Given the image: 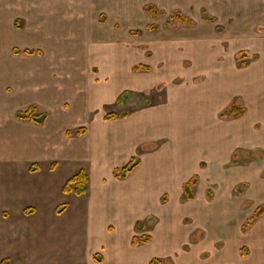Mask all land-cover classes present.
Here are the masks:
<instances>
[{
  "label": "crops",
  "instance_id": "obj_1",
  "mask_svg": "<svg viewBox=\"0 0 264 264\" xmlns=\"http://www.w3.org/2000/svg\"><path fill=\"white\" fill-rule=\"evenodd\" d=\"M110 4H113L110 0H0V53L6 54L0 57L1 66L6 67L4 71L0 69V242L4 240L19 243L18 245H38L44 241L40 236L37 238L34 231L36 229L33 228L35 220L38 219L36 214L39 210L36 207L51 202V208L48 209L52 211L55 220H62L70 212H76V219L67 227L71 230H68L67 234L57 236L56 241L62 237L76 239L78 247L81 240V245L84 244L85 264H151L154 259L164 261L178 252L180 256L174 260V264H250L252 257L259 255L260 250L264 248V214L257 218L247 231L243 230V225L259 208H264V195H259V200L255 198L257 203L253 207L249 197L242 196L246 194V189L240 190L241 199L237 196L240 201L235 198V204L240 205L244 212H248L251 207L253 209L249 214L245 212V217L239 221L238 230L244 242L240 243L242 245L238 246L234 257L230 259L228 256L232 250L223 235L225 221L221 216L223 220L213 214V210L221 207L219 205L223 202L227 206L234 200L230 188L222 191L224 198L219 201H216L217 195L211 190L204 193L194 190L193 199L182 201L184 184L194 176L198 177V184L206 177L205 168L195 162L199 160L197 157L206 153L203 152L205 146L201 144L202 137L196 138V145L201 149L186 152L183 173L174 168L173 161L170 160L172 156L170 159L166 156L169 138L164 146L155 145L148 151L144 150L149 147L148 144L139 142L144 135H141L139 140L135 136L122 138L126 136L125 133L128 135L135 131L133 127L137 128L138 123L135 119L144 111L160 116L171 114L176 119L181 115L185 125H192L183 104L184 100L170 102L165 109L161 107L141 110L133 117L132 126L113 130L112 134H108V127L98 120L92 123L78 119H89L95 114L105 118L110 104H121L118 98L128 90L124 88L125 83L133 80V76L122 74L124 71L122 75L118 74L119 68H115L112 55L115 47L106 42L108 39L105 41L106 34H102L95 25L96 12L100 11L102 6ZM145 6L144 11L153 19L145 10ZM100 12L103 13L102 10ZM101 17L104 18V14ZM139 31L141 33V30ZM131 33H135V30ZM94 37L100 38L99 41L94 42ZM14 49L20 50L15 58L8 54L14 52ZM26 49L40 51L41 54L28 55L24 53ZM92 49L100 56L95 60L106 63V67L110 68L101 72V80L95 78L92 73V62L76 60V63L67 62L64 65L59 63V57L54 55L59 52H87ZM43 53L44 57L41 56ZM34 56L41 60H29ZM140 64L149 65L151 69L136 71L135 66ZM132 70L135 73H144L142 78L150 79L152 85H155L153 88L163 82L164 77L157 74V70L150 63L141 62L134 65ZM154 72V77H151ZM94 86H97L96 92ZM32 105H36L40 112L48 113L44 125L17 118L16 113L19 110H26ZM130 114L114 120L126 119ZM89 123H92L90 128L87 126ZM83 126L87 127L85 134H68V131ZM160 126H156L154 132L149 134L144 128L139 129L150 137L159 131ZM164 128L167 133L171 132L166 126ZM212 132V137L216 138L215 133L221 135L222 130L219 128L215 133ZM87 134H91L89 138L92 140L85 148L79 147V139ZM181 139L186 141L184 135ZM210 143L212 146V142ZM123 152L125 154H122ZM115 153L119 155L118 159L114 157ZM142 154L146 157L137 156ZM134 157L139 159L135 169L126 178H117L115 169L124 167ZM259 162L261 160L253 163ZM33 165L39 166V169L32 171ZM144 168L149 169V174L146 177L138 176ZM252 168H248L249 171L244 168L236 169L230 173L224 172L221 164L217 171L219 177L213 178L222 180L223 174L227 175V178H233L231 174L236 175L241 171H244V174H252ZM81 170L90 173L87 192L83 195L65 193L63 188L67 181ZM173 180L178 183L184 181L182 191L176 196L179 207L175 210H171L172 205L168 206L170 199L169 203H166V191H169V184L172 185ZM110 181L125 183L119 188L124 193L127 217L122 216L117 222L107 221L100 224L99 231L107 240L104 246L99 248L100 251L91 252L88 251L86 243L90 223L84 212L90 198L104 186L107 187ZM230 183L228 182L231 186ZM54 193L60 194L65 203L58 204L53 198ZM174 193H170L171 199H175ZM63 204H66L67 208L62 213H57V208ZM159 205L169 208L159 209ZM157 210L162 211V220L155 216L154 212ZM4 213L7 214L6 217L3 216ZM180 217L182 221L178 222ZM185 217L189 222L184 221ZM139 221H147L150 225L147 224L144 231L137 232L136 225ZM109 225L118 227L116 235L109 236ZM12 230H18L16 234L20 237L15 238L12 233L9 234ZM28 230L33 231L30 233ZM3 231H6V235ZM74 232L78 237L72 236ZM138 234L150 235L152 240L133 246V238ZM115 236L116 238H112ZM186 244L190 245V249H183L182 246ZM243 248L250 249L248 257H240V254L243 255ZM25 259L26 256L19 258L17 263L21 264ZM258 261L254 264H264V258Z\"/></svg>",
  "mask_w": 264,
  "mask_h": 264
},
{
  "label": "rangeland",
  "instance_id": "obj_2",
  "mask_svg": "<svg viewBox=\"0 0 264 264\" xmlns=\"http://www.w3.org/2000/svg\"><path fill=\"white\" fill-rule=\"evenodd\" d=\"M110 1L113 4L102 6L99 9L103 13L96 12L95 25L99 27L102 34H106L105 41L108 39L106 42L115 47L112 55L115 68H119L118 74L127 73L133 76V80L131 79L124 85L125 89L130 90L127 101L120 105L110 104L106 114L122 113L125 110H132V113L128 118L121 120H106L104 116L96 114L89 119L88 117L78 119H83L85 122L89 120L92 123L98 120L108 127V134H112L113 130L132 126L133 117L141 110L161 107L165 109L170 102L175 103L184 100L183 104L186 106V112L192 125H185L181 115L176 119L171 114L160 116L144 111L135 119L138 121L137 128L133 127L135 131H131L128 135L125 133L126 136H122V138L127 137L128 139V137L135 136L139 140L140 136L144 135L139 142L148 144L147 146L150 148H144L147 151L155 145L164 146L167 138H169L166 156H169V159L172 156L170 160L173 161L174 168L182 172L185 168L186 152L197 150L199 147L196 145V138L202 137L203 142L201 144L205 146L203 152L206 153L197 157L199 160L197 159L198 161L195 162L197 165L200 163L201 167L205 168L206 177L199 181L194 190L202 193L211 190L213 194L217 195L216 201L224 198L223 190L230 188L232 191L234 198L232 203L225 206V202H223L219 205L221 207L213 210L216 218H223L224 220H221L225 221L223 226L226 225V227L223 230V235H225V242L230 245L232 250L228 256L231 259L234 257L238 246L240 247L244 242L238 230L239 221L245 217V212L246 214L251 212L252 207L257 203L255 198L259 200V195H264V159H258L261 162L254 164L253 162L258 160L252 157L248 158L246 154V151H255V155L264 154V0ZM147 4H153L157 7L160 13L158 19H151L144 11V6ZM176 11L192 18L195 24H181L175 21L174 25L167 27L165 24L171 20V16ZM103 14L104 18L101 17ZM205 15L215 18L216 22H205L203 20ZM149 24H156L159 28L155 31L150 30L147 28ZM134 30L135 33H131ZM99 39L94 37L93 40L95 42ZM94 49L87 52H59L54 55L56 58L59 57L58 62L60 61L59 63L64 65L67 62L76 63V60L86 63L92 62V73L95 78L101 80V72L108 71L110 68L106 67V63H102L98 59V61L95 60L100 56ZM241 53H245V55L238 59ZM8 54L13 58L16 56L12 51ZM5 55V53H0V57ZM44 55L45 53L41 56L44 57ZM255 55L258 56L257 59H253ZM29 60L38 62L41 59L34 56ZM243 61H248L249 65L240 67L239 64ZM141 62L152 64L157 70L156 73L164 77L163 82L153 88L155 85H152L150 79L142 78L144 73H135L132 70L133 66ZM1 65L0 62V69L6 70V67ZM123 71L124 73H122ZM154 75L155 72L150 76L154 77ZM135 77L138 79L135 80ZM94 87V92H96L97 86ZM233 104L245 108L244 115L233 118L222 116V113L231 108ZM173 112H175L174 109ZM92 123L87 126L90 128ZM159 125H161L158 127L159 131L150 137L141 133L139 129L144 128L149 134V132L153 133L155 127ZM165 126L171 129L170 133H167ZM219 128L222 130L221 135L215 133V130ZM212 131H214L216 138L212 137ZM90 135L87 134L79 139L78 146L85 148L92 140L89 138ZM183 135L186 137V141L181 139ZM194 137L195 139L192 140ZM210 142H212V146ZM255 147L257 148L253 149ZM210 151L213 153L209 154ZM234 151L236 152L234 153ZM233 153L234 157H232ZM118 156V154H114L116 159ZM137 156L146 157L144 154ZM221 164L223 171L230 173L241 168L249 171L248 168L253 167L251 169L252 174H244V171H241L236 175L231 174L234 179L227 178V175L223 174L222 180H214L213 176L219 177L217 171H219ZM148 171L149 169L144 168L142 172L138 173V176L146 177L149 174ZM86 172L88 175L90 174L88 171ZM230 181L232 182L230 183ZM111 182L113 181H110L107 187L104 186L90 198L84 212L90 223L86 233V243L88 251L91 252L100 251L99 248H102L107 240V237L104 236V238L99 231L100 224L107 223V221L117 222L122 216L123 218L127 217L124 193L119 188L120 186L123 187L125 183L115 181L111 184ZM183 183L184 181L178 183L173 180L172 185L169 184V191H166L168 194L166 203H169L170 199L168 206L172 205L171 210L179 207L176 196L178 192L182 191ZM245 189L247 190L246 194L239 193L240 190L244 191ZM170 193L175 194V199L169 197ZM239 194L249 197L252 201V203L249 202L252 207L248 212H244L240 205L235 204V198L237 199ZM53 198L58 201V204L64 202L60 194L54 193ZM206 203L208 204V202ZM168 206L159 205L158 207L165 209ZM36 208L39 210L36 214L38 219L35 220L33 228L36 229L34 231H36L37 238L40 236L44 241L38 245L30 243L18 245L19 243L3 240L0 242V264H3L4 259H7V264H18L19 258L24 256L26 259L21 261V264H85V257H83L85 250L84 244L81 245V240L78 247H76V239L69 240V238L62 237L56 241L57 236L67 234L68 230H71L67 227L76 219V212H70L66 217H63L64 220H55L52 211L48 209L51 208V202L40 204ZM154 214L159 220H162V211L157 210ZM4 215L6 217L7 214L4 213ZM181 221L182 218L180 217L178 222ZM184 221L189 222L187 217ZM17 231L12 230L9 234L12 233L15 238L20 237L19 234H16L19 232ZM32 231L28 230L30 233ZM117 232L118 227L116 225H109V236L116 235ZM3 233L6 235V231ZM145 233L148 234V231ZM72 236L78 237L75 232ZM137 236H141V234ZM202 236L205 238L204 234ZM112 238H116V236ZM13 247L15 248L12 249ZM182 247L185 250L190 249L189 244ZM60 249L62 250L60 251ZM260 251L259 255L252 257L250 264L258 263L259 259L264 258V248ZM246 252L248 257L250 249L246 248ZM179 256V252L170 255L169 260L174 264V260ZM246 256L240 254V257Z\"/></svg>",
  "mask_w": 264,
  "mask_h": 264
},
{
  "label": "trees",
  "instance_id": "obj_3",
  "mask_svg": "<svg viewBox=\"0 0 264 264\" xmlns=\"http://www.w3.org/2000/svg\"><path fill=\"white\" fill-rule=\"evenodd\" d=\"M145 10L151 15V17L153 19H158L160 17V13L157 9V7L153 4H149L145 6ZM203 20L205 22H210V23H214L216 22L215 18L209 17L207 15H205L203 17ZM178 22L181 24H188V25H193L194 24V20L181 14L180 12L176 11L173 13V15L171 16V20L168 21L165 25L167 27L174 25V22ZM159 28L158 25L156 24H151L148 26V29L150 30H157ZM138 32V31H137ZM14 53L15 54H19L20 50L19 49H14ZM25 54L28 55H33V54H41L40 51H34V50H29L26 49L24 50ZM245 53H241L238 56V59L241 56H244ZM258 56L255 55L253 57V59H257ZM249 65L248 61H243L239 64L240 67H245ZM151 69V67L149 65L146 64H140L138 66H135V70L136 71H149ZM130 92L124 91L118 98V102L119 103H123L126 102L128 99V94ZM246 112L245 108H241L239 106H237L236 104H233L231 108L226 109L223 113L222 116H225L227 118H233L236 116H242L244 115V113ZM130 114V111L127 110L123 113H109L105 116L106 120L109 119H118V118H123V117H127ZM16 116L18 119L20 120H26V121H32L35 122L38 125H44L47 118H48V113L47 112H40L38 107L36 105H32L29 108H27L26 110H19L16 113ZM87 132V127L83 126V127H79L76 131H68L69 135H76V136H80L83 135ZM263 151V150H262ZM261 153V152H260ZM246 154L249 157H252L254 159H263L264 154H258L255 155V151H246ZM139 164V159L138 158H132V160L126 164L124 167L122 168H117L115 169V176L119 177V178H126L134 169L135 167ZM39 169V166L37 165H33L31 167L32 171H37ZM89 182V177L88 174L84 171L81 170L79 173H77L76 175H74L72 178H70L67 183L65 184L63 191L65 193H74L76 195H83L87 192V185ZM198 184V177L194 176L191 180H189L188 182H186L184 184V195L182 197V201H186V200H191L195 197V193H194V187ZM67 208L66 204H63L61 206H59L57 208V213H62L63 211H65V209ZM29 211H31L29 209ZM264 214V208H259L256 213L247 220V222L243 225V230L247 231L249 229V227H251L257 220V218H259L261 215ZM147 221H139L136 225V231L137 232H142L145 229V226H147ZM152 240V237L150 235L147 234H143L141 236H134L133 241H132V245L133 246H138L140 244L143 243H149ZM243 255L246 256L247 252H246V248H243ZM96 258L98 260H100L99 256L96 255ZM3 264H7V261L4 260ZM151 264H172V262L169 259H166L164 261L159 260V259H154L151 261Z\"/></svg>",
  "mask_w": 264,
  "mask_h": 264
}]
</instances>
